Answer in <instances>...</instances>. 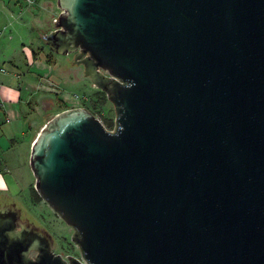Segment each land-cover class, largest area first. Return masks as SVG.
<instances>
[{"label":"water","instance_id":"95a60500","mask_svg":"<svg viewBox=\"0 0 264 264\" xmlns=\"http://www.w3.org/2000/svg\"><path fill=\"white\" fill-rule=\"evenodd\" d=\"M57 1L44 40L75 53L115 129L66 109L31 149L84 262L6 205L0 264H264V0Z\"/></svg>","mask_w":264,"mask_h":264},{"label":"rangeland","instance_id":"374dc122","mask_svg":"<svg viewBox=\"0 0 264 264\" xmlns=\"http://www.w3.org/2000/svg\"><path fill=\"white\" fill-rule=\"evenodd\" d=\"M3 6L15 15V26L19 33L13 35V40L6 36L0 41L12 47V54H15L12 59L21 63L17 64V70L23 77L32 79L35 88L26 95L25 104L21 106L23 117L11 124L0 125V143L5 146V141L15 140L6 149H0V207L15 205L21 211L22 221H29L51 236L53 248L58 254L64 258H80V250L72 241L74 230L42 198L36 202L31 197L36 182L30 166L31 149L45 124L66 108L87 109L104 124L105 120L115 122V107L108 98L105 104L101 103L99 94L102 91L85 75L84 67L76 64L75 53L58 55L51 51L44 40L56 29L55 22L61 13L57 0H38L31 6L22 0H0V8ZM4 24V16H0V28ZM24 48L31 51L32 61L38 60L44 64H29L32 61L25 57ZM1 53L6 55L8 51L3 48ZM3 69L7 71L0 77L3 87L17 88L19 81L14 74L17 73L15 68L7 65ZM46 94L57 96L53 110L45 111L38 104V100ZM30 125L34 132L30 131Z\"/></svg>","mask_w":264,"mask_h":264},{"label":"crops","instance_id":"0c3cea01","mask_svg":"<svg viewBox=\"0 0 264 264\" xmlns=\"http://www.w3.org/2000/svg\"><path fill=\"white\" fill-rule=\"evenodd\" d=\"M0 10L2 11V13H0V16H4V22H5L3 27L0 28V40L3 38L4 39L7 38L6 36H8L9 39L13 40L14 37L13 35L14 34L18 35L19 33L18 31L19 29H17L15 26V20H16L15 15L12 14L13 13L12 11L10 12L8 9L7 10L4 9V6L0 8ZM19 37L20 39L21 38L23 39V36L21 34H19ZM3 43H4L3 40L0 41V68H4V66L7 65H11L12 67H14L15 68L14 70L17 71V73L14 74L16 75V78L19 81V85L15 89H9L3 87L2 90L0 91V100H1L0 125L11 124L12 122L19 120L23 117V113H22L23 110L21 106L22 104H25V100L27 98L26 95L28 93H32L33 92L32 88H35V85H33L34 84L33 80L32 79L28 80L27 77H23V75L20 74L19 71L17 70V68L19 67L17 64H21V63L19 61H14V59H12L15 55L12 54L13 53L12 47L7 46V44L5 46ZM3 48H6V50L8 51L6 55H2L1 53L3 51ZM22 50H25V57L27 58V60L28 61L31 60V55H30L31 51L26 48ZM29 64H44V63H41L38 60L36 61L34 60L32 61V63L30 62ZM39 68L42 69L40 66ZM19 75H21V77H19ZM1 76H4L3 73H0V77ZM24 80H26V82H24ZM29 128L31 132H34L35 129L32 128L31 125L29 126ZM12 141L15 140L5 141V146L0 143V149L3 148L6 149Z\"/></svg>","mask_w":264,"mask_h":264},{"label":"trees","instance_id":"16d2710c","mask_svg":"<svg viewBox=\"0 0 264 264\" xmlns=\"http://www.w3.org/2000/svg\"><path fill=\"white\" fill-rule=\"evenodd\" d=\"M99 97H100L101 103L102 104H105L106 101H107L106 94L104 92H100ZM66 109H68V108H66ZM0 110H1V108H0ZM103 125H104L105 128H107L109 130H112V129L115 128V122H114V120H105V122H104ZM31 197L36 202L41 201V197L39 196V194L37 193V191L34 188L31 190Z\"/></svg>","mask_w":264,"mask_h":264},{"label":"built area","instance_id":"2783aa9c","mask_svg":"<svg viewBox=\"0 0 264 264\" xmlns=\"http://www.w3.org/2000/svg\"><path fill=\"white\" fill-rule=\"evenodd\" d=\"M22 1H24L25 4L31 6V5H34L38 0H22ZM0 73L6 74L7 71H5L3 68H0ZM2 88H3V86L0 84V91L2 90ZM0 106H1V100H0ZM7 121H9V120H7ZM106 129H107V128H106ZM114 129H115V128H114ZM114 129H112V130L107 129V130H109V131H114ZM0 173H2L1 170H0ZM69 257H71V256H67V257H65V258L62 256V258H63L64 260H68ZM74 258H75V257H74ZM77 259L80 260L81 262H84V261L82 260L81 257H80V258H77Z\"/></svg>","mask_w":264,"mask_h":264},{"label":"flooded vegetation","instance_id":"af4514ba","mask_svg":"<svg viewBox=\"0 0 264 264\" xmlns=\"http://www.w3.org/2000/svg\"><path fill=\"white\" fill-rule=\"evenodd\" d=\"M54 241H55V240H54ZM54 252H55L56 254H58L57 251H56L55 249H54ZM33 255H35V254H33ZM58 255H60V254H58Z\"/></svg>","mask_w":264,"mask_h":264}]
</instances>
